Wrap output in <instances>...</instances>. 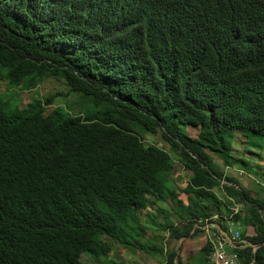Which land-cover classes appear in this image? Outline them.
Listing matches in <instances>:
<instances>
[{
	"label": "trees",
	"instance_id": "obj_1",
	"mask_svg": "<svg viewBox=\"0 0 264 264\" xmlns=\"http://www.w3.org/2000/svg\"><path fill=\"white\" fill-rule=\"evenodd\" d=\"M44 77L80 98L35 94L18 108L0 96V264L106 260L111 241L208 264V242L184 263L162 250L165 233L194 237L206 219L239 224L250 245L233 249L238 263L264 264L262 193L214 161L264 184L234 150L264 138V0H0V83ZM158 131L163 144L144 142ZM175 161L184 187L172 185Z\"/></svg>",
	"mask_w": 264,
	"mask_h": 264
},
{
	"label": "rangeland",
	"instance_id": "obj_2",
	"mask_svg": "<svg viewBox=\"0 0 264 264\" xmlns=\"http://www.w3.org/2000/svg\"><path fill=\"white\" fill-rule=\"evenodd\" d=\"M35 94H38L42 97H45L47 95H54L53 105H62V106H64L65 103H68L70 101H74L75 104L77 105L79 102L78 99L80 98L79 95L70 91L69 87L60 78L44 77L31 89H23L21 87L7 88L4 82L0 83V96L9 98L10 100L14 101L17 104L18 108H22L27 103H29ZM187 131L192 137L196 136L197 134V130L192 127H187ZM254 140L255 143L244 142L242 144L241 142L240 148H238L237 145L234 144V150L236 147L238 150H236L235 154L244 156L250 162V164L253 165L254 167L253 169L255 170L256 173L258 172L262 173L264 172V158H263L264 138H255ZM144 142L145 143L152 142L158 145L163 144L159 131L154 134L147 133L145 135ZM252 144H256L257 146ZM214 161L218 166V168L221 171H223L226 175L233 176L245 188L250 189L252 195L256 194L257 196V194L261 192L262 197L264 198V186H263L264 184L262 183V180H260L259 176H256L253 173H246L245 171L242 170L240 166L226 167L222 164L221 159H219L217 156L214 157ZM188 174L189 172H187L183 168L182 164H180L178 161H175L171 173L172 185L174 184V186H177V188L184 187L186 184V179L188 177L187 176ZM216 193L220 195L218 190H216ZM179 195L180 197H183L185 200V195H183L182 193H180ZM236 207H238L239 209L238 213L240 214H243L244 210L246 209V207L243 204L241 205L238 204L236 205ZM151 210L152 209L148 208V211H150L154 215L155 214L154 210L152 211ZM144 212L145 211L137 212L136 214L137 222L140 225L150 226L147 215ZM110 214L114 217L115 213L111 212ZM156 220L158 222L162 221L160 218H157ZM117 225L119 229L122 232L126 233L128 236L137 233L136 228L129 222L123 220L117 222ZM235 226H239V224L238 225L236 224ZM156 231L157 229L154 228L153 226L148 230L147 233L151 239L155 238L154 234L156 233ZM202 232H199L195 236H198L199 234L204 235V231ZM183 239L185 238H179V239L171 238L167 233H165L162 248L164 247L166 250L174 248L178 254H181V256H183V254L185 255V252L183 250L184 244L181 243L183 242L182 241ZM186 239L190 240L188 237H186ZM204 241L205 240H203L202 237H198L196 239L190 240L188 246L190 245L193 254H195L194 252L202 247V243ZM110 245L111 248L107 253V255L105 256L106 260H103L102 258L98 260H94L86 254H81L80 256L81 261L85 262L86 264H166L165 257L163 258V256L160 254H152L149 252H144L141 249L132 251V249L122 246L116 241L113 242L111 241ZM150 245H154V244H150ZM164 248L162 250H164ZM224 248L225 250H228L226 246H224Z\"/></svg>",
	"mask_w": 264,
	"mask_h": 264
},
{
	"label": "clouds",
	"instance_id": "obj_3",
	"mask_svg": "<svg viewBox=\"0 0 264 264\" xmlns=\"http://www.w3.org/2000/svg\"><path fill=\"white\" fill-rule=\"evenodd\" d=\"M234 167V166H233ZM221 182H224V181H221ZM236 205H238V204H236ZM236 205L233 207V212L235 213V212H238V207H236ZM239 205H241V204H239ZM212 219H217V215H214V216H212ZM226 225L224 226V228L220 225V224H218L217 222H212V221H210V220H208V219H206L205 220V224L204 225H202V226H197V227H199L200 229H201V231H204V234L206 235V237H205V242H208L209 244H210V247H211V249H212V242H211V239H210V237H209V234L211 233V232H215V233H220L221 234V236L225 239L224 240V242H223V249H224V251L226 252V253H235L236 254V252H235V250H233V249H236L237 247H242V246H244V245H250L249 244V242H247L245 239H242L241 237H240V235H239V230H238V226H236L237 227V229H234L232 226H235L236 224H233L232 222H230V221H227L226 223H225ZM238 225V224H237ZM233 232H237L238 233V237H237V239H234V240H231L232 238L230 237V234L231 233H233ZM228 244H231V247L233 248L232 249V251H226L225 250V248H224V246H226V245H228ZM252 246V249L254 250L256 247H257V245H251ZM254 246H256L255 248H254ZM177 253V252H176ZM211 253H212V250H211V252L207 255V258H208V264H210V262H211V259H210V255H211ZM237 255V254H236ZM163 256V258H164V255H162ZM191 256V255H190ZM177 258H178V254H177V257H176V259L175 260H177ZM187 259V258H186ZM237 259H238V257H237ZM186 261V260H185ZM184 261V262H185ZM182 262V261H181ZM184 262H182V263H184ZM237 264H239L238 263V260H237Z\"/></svg>",
	"mask_w": 264,
	"mask_h": 264
},
{
	"label": "built area",
	"instance_id": "obj_4",
	"mask_svg": "<svg viewBox=\"0 0 264 264\" xmlns=\"http://www.w3.org/2000/svg\"><path fill=\"white\" fill-rule=\"evenodd\" d=\"M209 237L212 242V253L210 258H216L217 264H237V255L235 253H226L223 249L224 238L221 234L211 232ZM231 240L237 239L238 233L233 232L230 234Z\"/></svg>",
	"mask_w": 264,
	"mask_h": 264
},
{
	"label": "crops",
	"instance_id": "obj_5",
	"mask_svg": "<svg viewBox=\"0 0 264 264\" xmlns=\"http://www.w3.org/2000/svg\"><path fill=\"white\" fill-rule=\"evenodd\" d=\"M234 229H237V227L236 226H232ZM200 232H202V231H200ZM202 234H203V232H202ZM198 237H202L203 238V240H205V237H206V235L204 234V235H201V234H199L198 236H194V237H188L190 240H193V239H196V238H198ZM190 240H187L186 239V237H185V239H183L182 241L183 242H181L182 244H184V246H183V250H184V252H185V255L183 254V256H181V254H178V257L181 259V261L182 262H184L185 260H186V258L188 257V256H190V255H193V251H191V247H190V245L188 246V244L190 243ZM205 242V241H204ZM203 242V243H204ZM203 243H202V245H203ZM226 248L228 249V250H226V251H232V247H231V244H228V245H226ZM198 251V250H197ZM197 251H195L194 253H196Z\"/></svg>",
	"mask_w": 264,
	"mask_h": 264
},
{
	"label": "bare ground",
	"instance_id": "obj_6",
	"mask_svg": "<svg viewBox=\"0 0 264 264\" xmlns=\"http://www.w3.org/2000/svg\"><path fill=\"white\" fill-rule=\"evenodd\" d=\"M210 259H211L210 264H217V262H216V258H210Z\"/></svg>",
	"mask_w": 264,
	"mask_h": 264
},
{
	"label": "water",
	"instance_id": "obj_7",
	"mask_svg": "<svg viewBox=\"0 0 264 264\" xmlns=\"http://www.w3.org/2000/svg\"><path fill=\"white\" fill-rule=\"evenodd\" d=\"M256 246H254V248H255Z\"/></svg>",
	"mask_w": 264,
	"mask_h": 264
}]
</instances>
